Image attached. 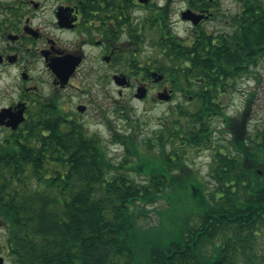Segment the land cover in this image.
Returning <instances> with one entry per match:
<instances>
[{
    "label": "trees",
    "instance_id": "obj_1",
    "mask_svg": "<svg viewBox=\"0 0 264 264\" xmlns=\"http://www.w3.org/2000/svg\"><path fill=\"white\" fill-rule=\"evenodd\" d=\"M220 1L186 0L204 7ZM240 1L223 46L202 45L196 53L204 68L190 64V44L162 41L163 62L172 66L163 73L185 101L154 138L141 144L115 128L112 139L124 152L114 156L83 122L61 129L52 120L49 132L18 137L19 149L0 148L2 249L14 264H264V246L254 245L264 232V129L251 137V107L230 117L220 103L230 81L264 56V0ZM216 72L223 89L191 84L197 76L212 81ZM222 114L235 150L214 157L209 188L185 149L208 146L211 122ZM161 200L159 222L141 224L152 211L147 205Z\"/></svg>",
    "mask_w": 264,
    "mask_h": 264
},
{
    "label": "flooded vegetation",
    "instance_id": "obj_2",
    "mask_svg": "<svg viewBox=\"0 0 264 264\" xmlns=\"http://www.w3.org/2000/svg\"><path fill=\"white\" fill-rule=\"evenodd\" d=\"M133 2L0 0V148L19 149L18 137L36 128L49 132L52 120L66 129L69 122L87 126L107 109L120 113L115 87L119 94L132 89L137 99L139 88L144 87L146 94L139 100L153 91L157 103L173 100L179 90L163 73L172 66L157 58L166 51L164 38L193 46L189 62L194 68L200 64L204 68L205 58L196 55L202 45L223 46V22L216 23L222 18L223 0L210 7L186 4L183 9L176 0ZM187 9L203 17L198 22L185 19ZM176 14L190 26L186 35L175 29ZM209 22L214 23L211 29ZM146 42L158 50L155 57L143 54ZM155 72L164 78L156 80ZM212 78L197 76L191 84L223 89V73L216 72ZM162 91L169 99L159 98ZM220 103L223 107L221 99ZM93 105L96 109L84 121ZM209 151L214 159L223 147L212 146Z\"/></svg>",
    "mask_w": 264,
    "mask_h": 264
},
{
    "label": "rangeland",
    "instance_id": "obj_3",
    "mask_svg": "<svg viewBox=\"0 0 264 264\" xmlns=\"http://www.w3.org/2000/svg\"><path fill=\"white\" fill-rule=\"evenodd\" d=\"M154 1L161 3L163 0ZM176 4H178L179 9H183L187 2L186 0H176ZM241 5L242 2L240 0H223L222 21H216V23L223 22V31L230 30L229 19L231 18V14L238 10ZM174 19H178V22L175 24V29L178 31V34L186 35L190 26L180 20L178 14L174 16ZM213 25V22H209L207 26L211 29ZM218 27L222 29L220 26ZM143 49L144 55L152 57H155L158 51L147 42L143 44ZM161 57L163 58L162 55H157V58ZM230 84L232 87L229 92L221 97V102L224 105V112L230 117H239L241 113L244 112L245 107L249 105L251 109L247 117L250 118V121L247 125L251 137L255 138V131L257 128L264 129V56L259 60L258 65L253 66L247 74H244L237 80L230 81ZM81 86L84 87V85ZM96 92L99 94L101 93L99 88ZM162 92L164 93L165 91ZM113 96L119 100L120 103H117V105L121 112L118 113L116 111L115 113L113 109H107V113L104 116H98L95 121H88L86 124L91 133H98L103 137L105 143L108 144L110 155L112 154L114 156H119V154L124 152V147L122 144L113 141V129L117 128L127 133L133 132L138 136L137 141L144 144L149 138H154L150 136L154 135L155 131H158L164 122L167 123V119L174 120L178 118V116L172 113V108L178 105V103L185 101L184 94L180 90L176 92L173 100L159 103L153 100V97H156L155 91H153L146 100H139L134 97L132 89L126 90L123 94H119L118 87H115ZM158 100L160 99L157 98V101ZM98 101V104L101 105L102 99L99 98ZM96 106L97 105H93L90 113L83 116L84 121L91 116V112L96 109ZM123 116L124 118H122ZM187 122H189L188 119L182 118V123ZM211 123L213 126V134L210 136L209 145L206 147L187 146L185 149L187 163L202 176L203 181L209 182V188L215 186L214 182H211L212 178L209 173L211 163L213 162V156L209 148L214 146L215 149L219 150L220 147H223V151L225 152H234L235 150L230 144L232 136L227 129L225 116L222 114L215 117ZM257 138L258 137L255 139ZM169 143L171 145V142ZM131 174L138 180L143 178L142 175L136 174L134 171H132ZM165 206L166 203L164 200L154 205H147V208L152 209V211L147 216L142 217L140 223L143 225L158 223L159 214L157 211ZM5 234L6 229L4 225L0 223V257L4 258L3 264H14L6 251L2 249V246L5 244ZM254 245L255 247L264 246V232L254 242Z\"/></svg>",
    "mask_w": 264,
    "mask_h": 264
},
{
    "label": "water",
    "instance_id": "obj_4",
    "mask_svg": "<svg viewBox=\"0 0 264 264\" xmlns=\"http://www.w3.org/2000/svg\"><path fill=\"white\" fill-rule=\"evenodd\" d=\"M140 2L142 3H148L150 0H139ZM183 17L185 19H192L194 22H198L199 19L201 17H203V15H200V17L198 18V15L196 13H194L193 11H191L190 9H187L186 11L183 12ZM153 76L156 80H160L163 78V74H160V73H153ZM117 78H119V76L117 75ZM117 82H118V79H117ZM119 83V82H118ZM146 94V89L144 87H140L139 88V91L137 93V97H144ZM169 95H163V92L160 93L159 95V98L161 99H169ZM84 109V108H82ZM0 264H3V257H0Z\"/></svg>",
    "mask_w": 264,
    "mask_h": 264
},
{
    "label": "bare ground",
    "instance_id": "obj_5",
    "mask_svg": "<svg viewBox=\"0 0 264 264\" xmlns=\"http://www.w3.org/2000/svg\"><path fill=\"white\" fill-rule=\"evenodd\" d=\"M4 259V258H3ZM4 263V262H3Z\"/></svg>",
    "mask_w": 264,
    "mask_h": 264
}]
</instances>
